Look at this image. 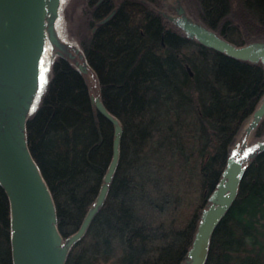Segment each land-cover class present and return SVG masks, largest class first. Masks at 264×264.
Instances as JSON below:
<instances>
[{
    "label": "trees",
    "instance_id": "trees-1",
    "mask_svg": "<svg viewBox=\"0 0 264 264\" xmlns=\"http://www.w3.org/2000/svg\"><path fill=\"white\" fill-rule=\"evenodd\" d=\"M192 1L201 20L231 43L264 39V0ZM82 36L101 99L123 134L106 199L66 264H184L231 149L264 96V64L180 34L144 0H105ZM263 134L264 119L254 137ZM114 137L83 72L58 56L27 139L65 241L100 194ZM11 232L0 183V264H14ZM206 264H264V149L249 160Z\"/></svg>",
    "mask_w": 264,
    "mask_h": 264
},
{
    "label": "water",
    "instance_id": "water-1",
    "mask_svg": "<svg viewBox=\"0 0 264 264\" xmlns=\"http://www.w3.org/2000/svg\"><path fill=\"white\" fill-rule=\"evenodd\" d=\"M58 2L0 0V183L10 200L14 264H66L71 246L84 235L103 205L120 158L122 123L108 110L101 95L92 94L98 112L114 125L113 157L95 204L79 230L65 241L58 228L54 197L27 139V122L37 110L32 112V104L44 70L47 35L56 42L54 18L47 19V12L57 14ZM180 25L189 37L206 46L264 64V44L260 42L237 46L219 31L186 16ZM77 64L83 74L88 71L87 60ZM253 114L257 126L264 116V98ZM263 149L264 143L260 142V150ZM246 168L236 157L228 158L184 264H206L212 236L235 202Z\"/></svg>",
    "mask_w": 264,
    "mask_h": 264
},
{
    "label": "rangeland",
    "instance_id": "rangeland-1",
    "mask_svg": "<svg viewBox=\"0 0 264 264\" xmlns=\"http://www.w3.org/2000/svg\"><path fill=\"white\" fill-rule=\"evenodd\" d=\"M58 1V13L53 15L52 11L48 10L47 12V19L54 18L56 42L52 41L47 35L46 53L48 56L42 72L40 86L38 87L33 99L32 112L38 108L41 102L45 88L52 78L53 62L59 54H63L68 57L75 65H78L77 63L84 64L86 61L80 40L83 37L82 32L87 25V18L90 16L89 11L92 10V4L90 0ZM98 1L99 0H94V4L96 5ZM144 1L157 13L161 14L163 19L169 22L173 29L180 34L190 36L189 33L180 25V21L183 20L184 16H186L190 21H194L199 25L205 26L192 0ZM233 17L244 21V18L240 15L235 14ZM253 42H260L264 44V39H251L249 43ZM84 75L88 82L91 94L96 97L100 96L101 89L99 78L95 70L89 65L88 71L84 73ZM254 116L255 115L252 114L246 120L237 137L235 145L231 149V155L242 161L244 165H247L251 157L260 151V142L264 143V134L259 138L254 137L256 126H253L250 132L247 130L248 123ZM262 119H264V116L260 118V121Z\"/></svg>",
    "mask_w": 264,
    "mask_h": 264
},
{
    "label": "flooded vegetation",
    "instance_id": "flooded-vegetation-1",
    "mask_svg": "<svg viewBox=\"0 0 264 264\" xmlns=\"http://www.w3.org/2000/svg\"><path fill=\"white\" fill-rule=\"evenodd\" d=\"M92 1V2H91ZM94 0H90V2H91V4H92V10L91 11H89L90 12V15L93 13V11L96 9V8H98L102 3H104V1L105 0H99L97 3H96V5L95 4H93L94 2H93ZM95 5V6H94ZM113 11H114V9H112L111 10V12L107 15V16H105L104 17V19L106 20L108 17V19L106 20V21H108L112 16H113ZM112 14V15H111ZM103 19V20H104ZM105 21V22H106ZM88 22H89V18L87 19V24H88ZM58 56H64V57H66L65 55H58ZM66 58H68V57H66ZM69 59V58H68ZM70 60V59H69ZM92 95V94H91Z\"/></svg>",
    "mask_w": 264,
    "mask_h": 264
},
{
    "label": "bare ground",
    "instance_id": "bare-ground-1",
    "mask_svg": "<svg viewBox=\"0 0 264 264\" xmlns=\"http://www.w3.org/2000/svg\"><path fill=\"white\" fill-rule=\"evenodd\" d=\"M46 41H47V39H46ZM46 44H47V42H46ZM46 48H47V46H46ZM47 53H46V58H47ZM45 63H46V59H45ZM45 65V64H44ZM256 121H257V117H252L251 119H250V121H249V123H248V126H247V130L250 132V130L253 128V126H254V124L256 123Z\"/></svg>",
    "mask_w": 264,
    "mask_h": 264
}]
</instances>
